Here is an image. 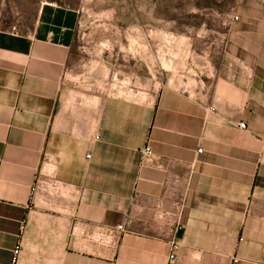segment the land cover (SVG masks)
Returning <instances> with one entry per match:
<instances>
[{
    "label": "crops",
    "instance_id": "1",
    "mask_svg": "<svg viewBox=\"0 0 264 264\" xmlns=\"http://www.w3.org/2000/svg\"><path fill=\"white\" fill-rule=\"evenodd\" d=\"M228 18L154 103L103 87L111 54L95 58L94 89L69 80L72 8L43 3L30 32L0 29V264L15 248V264H264V0ZM37 177L58 189L31 193Z\"/></svg>",
    "mask_w": 264,
    "mask_h": 264
},
{
    "label": "rangeland",
    "instance_id": "2",
    "mask_svg": "<svg viewBox=\"0 0 264 264\" xmlns=\"http://www.w3.org/2000/svg\"><path fill=\"white\" fill-rule=\"evenodd\" d=\"M237 1L0 0V29L30 32L43 3L72 8L77 19L69 80L94 89L95 58L111 54L105 62L116 66V79L103 87L134 102L148 95L154 103L168 79L177 84V68L189 67L190 49L200 55L221 39Z\"/></svg>",
    "mask_w": 264,
    "mask_h": 264
},
{
    "label": "built area",
    "instance_id": "3",
    "mask_svg": "<svg viewBox=\"0 0 264 264\" xmlns=\"http://www.w3.org/2000/svg\"><path fill=\"white\" fill-rule=\"evenodd\" d=\"M233 19L236 21L238 18L235 16ZM237 128L244 129L245 125L243 123H240L237 125ZM198 153H201V150H198ZM153 159L154 156L151 147L149 145L144 146L140 151L139 166L140 167L150 166L153 163ZM43 185L49 186L52 190L58 189V184L56 181L53 180L47 181L37 177L35 182L33 183V186L31 187V193L34 194L40 188V186ZM96 229L97 230L93 232H85L75 227L73 228L72 234L73 235L79 234L80 235L79 237H81L82 240L96 243L102 246H116L118 244L120 236H110V232L106 231L104 228L101 227H97ZM117 229L121 230L122 227L118 226ZM169 246H170V253L168 259L170 261H174L176 259V253L179 250V242L175 237L171 239V241L169 242ZM12 254L13 256L11 263L15 264L20 254V249L15 248ZM236 261L237 260H234V262Z\"/></svg>",
    "mask_w": 264,
    "mask_h": 264
}]
</instances>
